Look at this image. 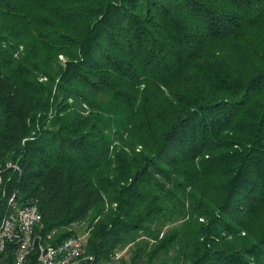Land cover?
Instances as JSON below:
<instances>
[{"label":"trees","instance_id":"obj_1","mask_svg":"<svg viewBox=\"0 0 264 264\" xmlns=\"http://www.w3.org/2000/svg\"><path fill=\"white\" fill-rule=\"evenodd\" d=\"M0 168L45 242L264 264V0H0Z\"/></svg>","mask_w":264,"mask_h":264},{"label":"built area","instance_id":"obj_2","mask_svg":"<svg viewBox=\"0 0 264 264\" xmlns=\"http://www.w3.org/2000/svg\"><path fill=\"white\" fill-rule=\"evenodd\" d=\"M8 166L20 169L17 164L9 163ZM2 181L3 170L0 168V183ZM42 218L36 203L19 204L13 194L0 224V254L6 250L8 242L14 241L17 243L16 264H24L34 249L39 250V264H125V250L116 251L103 261L94 254L85 255L87 232L69 236L58 244L45 242L41 232Z\"/></svg>","mask_w":264,"mask_h":264},{"label":"rangeland","instance_id":"obj_3","mask_svg":"<svg viewBox=\"0 0 264 264\" xmlns=\"http://www.w3.org/2000/svg\"><path fill=\"white\" fill-rule=\"evenodd\" d=\"M61 57L64 58L63 56H61ZM85 227H86V224L85 223H83V224H75L74 225V228L77 229L80 234H83L85 232ZM125 255H126V258L127 259L130 258V256H131V250L129 248H126Z\"/></svg>","mask_w":264,"mask_h":264}]
</instances>
